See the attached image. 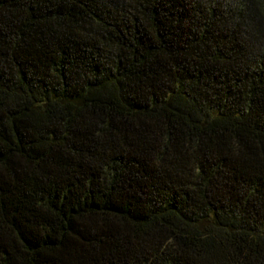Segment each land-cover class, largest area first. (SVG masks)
Returning <instances> with one entry per match:
<instances>
[{
    "label": "trees",
    "instance_id": "16d2710c",
    "mask_svg": "<svg viewBox=\"0 0 264 264\" xmlns=\"http://www.w3.org/2000/svg\"><path fill=\"white\" fill-rule=\"evenodd\" d=\"M0 264H264V0H0Z\"/></svg>",
    "mask_w": 264,
    "mask_h": 264
}]
</instances>
